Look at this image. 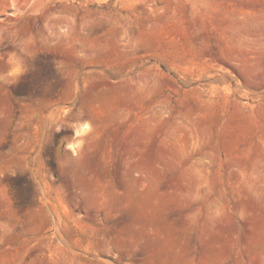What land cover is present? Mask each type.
<instances>
[{
    "label": "rangeland",
    "instance_id": "374dc122",
    "mask_svg": "<svg viewBox=\"0 0 264 264\" xmlns=\"http://www.w3.org/2000/svg\"><path fill=\"white\" fill-rule=\"evenodd\" d=\"M14 39L0 264H264V0H0Z\"/></svg>",
    "mask_w": 264,
    "mask_h": 264
},
{
    "label": "clouds",
    "instance_id": "9594fccd",
    "mask_svg": "<svg viewBox=\"0 0 264 264\" xmlns=\"http://www.w3.org/2000/svg\"><path fill=\"white\" fill-rule=\"evenodd\" d=\"M12 47L13 50L8 51L3 58H0V82L6 83L9 86L17 84L32 67L29 66L25 59L27 41L24 39H14ZM209 215L210 217L218 215V210L215 207H209Z\"/></svg>",
    "mask_w": 264,
    "mask_h": 264
},
{
    "label": "bare ground",
    "instance_id": "6f19581e",
    "mask_svg": "<svg viewBox=\"0 0 264 264\" xmlns=\"http://www.w3.org/2000/svg\"><path fill=\"white\" fill-rule=\"evenodd\" d=\"M75 148V147H74Z\"/></svg>",
    "mask_w": 264,
    "mask_h": 264
}]
</instances>
